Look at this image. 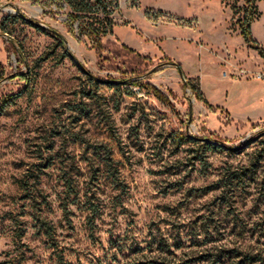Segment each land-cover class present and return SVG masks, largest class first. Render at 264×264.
I'll use <instances>...</instances> for the list:
<instances>
[{"label":"rangeland","instance_id":"obj_1","mask_svg":"<svg viewBox=\"0 0 264 264\" xmlns=\"http://www.w3.org/2000/svg\"><path fill=\"white\" fill-rule=\"evenodd\" d=\"M113 1L107 48L148 56L139 79L167 102L137 84H91L86 71L102 80L121 71L100 68L57 0H0V264H206L202 256L229 250L264 259V184L223 185L250 158L241 142L264 128L234 116L227 99V60L234 71L260 62L240 32L247 3ZM18 14L60 33L63 46ZM106 102L118 105L111 127ZM212 132L227 141L194 139ZM178 234L182 247L157 261L154 238Z\"/></svg>","mask_w":264,"mask_h":264},{"label":"trees","instance_id":"obj_2","mask_svg":"<svg viewBox=\"0 0 264 264\" xmlns=\"http://www.w3.org/2000/svg\"><path fill=\"white\" fill-rule=\"evenodd\" d=\"M58 5L60 7L65 6L67 10V23L66 26L68 28V32H70L78 42H83L85 40L88 41L89 47L92 48L97 54V63L100 68L104 67V62H108V67L113 68L117 71H121V75L118 78H110L107 76L103 80L98 77H92L90 73L86 72L87 79L96 87L101 85V81H103V85L117 89L121 91L122 85L126 84H137L143 87H146L148 91L159 100L168 101L167 96H165L160 90L156 87L145 83L142 84L139 77H141L145 69L142 68V65H145L150 61V58L146 55H143L139 52H136L134 49L120 44V46L116 49L109 50L108 44L112 43L109 36L113 33V12L116 8V4H114L113 0H57ZM247 6L244 8L243 18L239 19V27L241 35L244 37L245 41L255 49H257L259 55L264 58V48L258 46L254 39L252 38V34L250 31V23L258 14L257 8L255 7L254 0H245ZM149 15V12L146 13ZM19 18L25 20L29 25L33 26L39 31L47 32L49 30L53 33L56 40L59 41V44L63 46L64 38L57 31L47 28L45 29L43 26L39 25L35 20L27 19L23 15L18 14ZM105 40V42H104ZM14 50V47L13 49ZM104 51H107L108 54H104ZM18 52V50H17ZM111 54V55H110ZM125 56L126 59L118 62L117 59L121 56ZM162 64H171L180 70L179 63L173 61L170 57L166 56V61ZM124 67V68H123ZM135 77V80H131ZM186 86H188L195 98L202 101L205 104V100L203 99L202 93L198 87V83L196 80L187 79ZM90 98H92V93L87 94ZM83 105V104H82ZM117 103L113 106H110L108 102H106V112L107 115L104 118L105 125H109L111 127V109H117ZM211 108L210 105H208ZM81 113H84L85 117H90L92 115V105L84 104L81 107ZM109 133L112 139L116 141V137L109 128ZM212 137H195L196 141H203L204 139H211L216 142L227 141L226 139L220 138L218 136H214L212 132L210 134ZM259 139H253L252 141L245 140L241 142L239 146V151H244L249 147H253L252 152L250 153V158L246 165L240 167V169L235 170L229 176L227 182L223 185H252L255 184H264V128L258 132ZM184 139V138H183ZM204 143V142H203ZM210 145V144H209ZM216 147V146H213ZM238 151V152H239ZM66 181V180H65ZM232 198V196H226V202ZM172 240V242H171ZM183 245V240L180 239L179 234L173 237H160L154 238V246H151L149 249L154 252V257H156L159 261L162 258H165L166 254H173L175 250L180 249ZM233 250H229L223 256L207 257L202 256L206 264H224L225 259L230 260L234 258V264H264V259L261 256L237 252L235 255L231 254ZM238 257V258H236ZM160 264V262H157Z\"/></svg>","mask_w":264,"mask_h":264},{"label":"crops","instance_id":"obj_3","mask_svg":"<svg viewBox=\"0 0 264 264\" xmlns=\"http://www.w3.org/2000/svg\"><path fill=\"white\" fill-rule=\"evenodd\" d=\"M257 2V1H256ZM261 3V2H260ZM258 14L250 23V31L255 43L264 48V4L263 9H257ZM256 27L258 31H256ZM262 31V33H261ZM254 54V57H258V64H248L246 61L240 62V66H243L249 71L263 72L264 73V58L261 57L254 47H249ZM228 50V48L226 49ZM230 54V52H228ZM234 58L233 53L231 54ZM248 53V57H249ZM225 61V60H224ZM234 63V64H233ZM227 71L233 73L235 62L227 60ZM225 73V72H224ZM225 76V75H224ZM227 82L230 85L227 92V99L230 106V100H232V113L240 119L249 121L251 124H259L264 122V80L255 77H236L226 75ZM243 108V111H236V108Z\"/></svg>","mask_w":264,"mask_h":264},{"label":"built area","instance_id":"obj_4","mask_svg":"<svg viewBox=\"0 0 264 264\" xmlns=\"http://www.w3.org/2000/svg\"><path fill=\"white\" fill-rule=\"evenodd\" d=\"M232 75L236 76V77H255V78L264 80V73L263 72L249 71L245 68H239L237 70V72H233Z\"/></svg>","mask_w":264,"mask_h":264},{"label":"water","instance_id":"obj_5","mask_svg":"<svg viewBox=\"0 0 264 264\" xmlns=\"http://www.w3.org/2000/svg\"><path fill=\"white\" fill-rule=\"evenodd\" d=\"M65 42V41H64ZM87 72V71H86ZM179 72H180V70H179ZM87 73H89V72H87ZM94 77V76H93ZM191 114H192V110H191V106H190V108H189V117H191Z\"/></svg>","mask_w":264,"mask_h":264}]
</instances>
